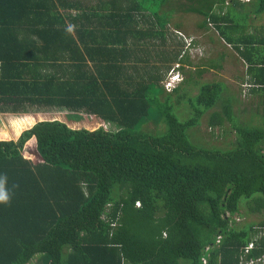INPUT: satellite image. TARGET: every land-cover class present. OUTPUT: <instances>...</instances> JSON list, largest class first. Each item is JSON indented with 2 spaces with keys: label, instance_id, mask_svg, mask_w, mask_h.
<instances>
[{
  "label": "trees",
  "instance_id": "trees-1",
  "mask_svg": "<svg viewBox=\"0 0 264 264\" xmlns=\"http://www.w3.org/2000/svg\"><path fill=\"white\" fill-rule=\"evenodd\" d=\"M248 2L251 14L264 12V0ZM230 3L0 0V113L23 115L16 134L38 114L111 123L91 130L46 120L0 140V264L264 257V38L236 23ZM177 9L203 16L197 28L215 30L248 64L237 78L254 99L245 107L240 90L198 78L222 71L226 50L196 78L188 51L158 49L155 40L169 48ZM175 61L187 76L167 92L162 79ZM186 102L193 114L181 120L174 109ZM204 116L212 135L234 136L230 146L193 140Z\"/></svg>",
  "mask_w": 264,
  "mask_h": 264
},
{
  "label": "rangeland",
  "instance_id": "rangeland-1",
  "mask_svg": "<svg viewBox=\"0 0 264 264\" xmlns=\"http://www.w3.org/2000/svg\"><path fill=\"white\" fill-rule=\"evenodd\" d=\"M187 1V0H185ZM230 1V6H227L228 9L232 11V18L236 21V23H242L244 26H247L246 33H254L253 36H256L258 38H264V12H261L259 14H251V6L249 2H244L246 0H228ZM249 14L248 18L246 17ZM173 18V23L168 24L167 29L165 30L167 33V42L169 45V48L160 46L161 42L159 40H155V43L158 44V49H162L164 52L169 51H176V49L179 47L180 49H183L181 52V55L185 56V53L188 51V55L190 56L191 61L194 64L199 65L200 67H192L187 68V70H190L193 74H195L197 78V70L201 69L204 71V66L202 65L204 60L212 59L213 57H216L217 52H220L221 50H226L227 53L233 52L235 50L229 49L224 41H222L220 35L211 28L210 31H207L206 29L200 30L197 28V24L199 22H202L203 16L197 15L195 13L186 12L182 9H177L175 12V16ZM247 18V20H246ZM175 24H180L182 27L180 29H176L174 26ZM176 30V32H175ZM181 35H180V34ZM223 38V37H222ZM210 39L214 42L211 43ZM224 39V38H223ZM183 41V43H182ZM177 42L178 46L174 44ZM195 42V43H194ZM189 44H192L191 46H188ZM178 48V49H179ZM232 50V51H231ZM176 53V52H174ZM218 60V59H216ZM202 62V63H201ZM179 61H175L173 63V66L177 67L179 65ZM231 69H226L225 72L221 73L223 76L218 75L217 73L210 72L206 73L208 71H204L202 74L200 72V76L198 78H201L203 81L208 82H214V81H223V83H226L227 86L231 88V93H235L236 91L240 92V99L243 101V104H241L243 107L247 104L248 101L251 99L254 100L252 97L248 96V89L249 85L241 86V83L239 80L230 77L232 74H238L243 71V67L238 65L233 66L232 63H230ZM235 64V63H234ZM242 65H245L243 62H241ZM158 65L160 63L158 62ZM181 66V64H180ZM166 70H163V73H165ZM199 71V70H198ZM210 71V70H209ZM183 78H186L187 74H182ZM168 73L167 76L162 79V86L166 84V80L168 79ZM171 78H169V81ZM165 88V86H164ZM190 82L184 84L183 89L188 91L190 89ZM229 89V88H228ZM167 92H171L167 88H165ZM196 90V89H195ZM230 91V90H229ZM227 92V91H225ZM197 91H193L192 94H196ZM246 93L247 95L244 96L243 94ZM163 94V93H162ZM166 93L164 92V95ZM239 95V93L237 94ZM243 96V97H242ZM240 105V108L242 109V106ZM190 103L186 102L185 104H181L180 106H175L174 112L179 116L181 120L188 119L192 114L193 111L188 113V109L190 110ZM192 109V108H191ZM23 115H13V114H2L0 113V140L4 139H14L18 140L20 135L27 130L28 128L32 127L34 124L40 122V121H46V120H61L63 122H66L70 127L79 129V128H87L91 130L98 129L99 127L106 128L107 130L110 129L111 123L104 122L99 118L96 117H70L69 114L66 113H58V114H38L35 116L37 120L30 126L23 127L20 131V133L17 135L13 126L15 125V122L17 119L21 120ZM240 119L241 114H240ZM208 121L207 116H204L202 120L200 121V124L198 123V126L193 128L191 130V135L198 141L197 143H205L210 142L212 145H215L220 148H226L227 146L231 145V142L234 138L232 135L231 137L225 138L222 135V132L219 129H215V134H211V129L208 127ZM149 129L154 130L156 129L154 123H149ZM25 156L30 157L29 152H25ZM34 156V155H33ZM264 215V214H263ZM253 219L258 220L259 216H254ZM250 221V220H249ZM240 222H244L241 218Z\"/></svg>",
  "mask_w": 264,
  "mask_h": 264
},
{
  "label": "clouds",
  "instance_id": "clouds-1",
  "mask_svg": "<svg viewBox=\"0 0 264 264\" xmlns=\"http://www.w3.org/2000/svg\"><path fill=\"white\" fill-rule=\"evenodd\" d=\"M247 2L249 0H246ZM176 32V30H175ZM180 34V33H179ZM181 35V34H180ZM183 43V41H182ZM188 46H191V44H189ZM181 64V63H180ZM180 64L175 67V66H172L171 70L168 71V77L171 78V80L169 81V78L166 80V84L164 85L165 88H167L168 90L170 91H173L177 85L182 81L181 78H183L182 74L183 72L181 71V66ZM188 67V66H187ZM187 69V68H186ZM167 76V75H166ZM100 128V127H99ZM106 129V128H104ZM2 199H7V197H3ZM138 206V204H137ZM254 247L253 246H249V249L247 250V252L249 253L251 249H253ZM264 257H260V258H254V259H251L249 262H247L246 264H258Z\"/></svg>",
  "mask_w": 264,
  "mask_h": 264
},
{
  "label": "crops",
  "instance_id": "crops-1",
  "mask_svg": "<svg viewBox=\"0 0 264 264\" xmlns=\"http://www.w3.org/2000/svg\"><path fill=\"white\" fill-rule=\"evenodd\" d=\"M242 46H244V45H242ZM227 54H228L227 55V59H226V62L224 63V69L222 71H217V70H214L213 68H211L210 71H208L206 73L214 72V73H217L218 75L223 76L221 73L222 72L224 73L226 69H231V66L232 65L230 63H232L233 66L238 65V64L240 66H242L243 67V71H245V72H242V74L246 76L248 64L244 60L239 59L240 57L238 56V54L236 53V51H233V52H230V53H227ZM239 60H241V61H239ZM240 62H243L245 65H242ZM240 75H241V73L233 74V75L231 74L230 77L232 76V78L237 79V78H239ZM246 78H247V76H246ZM239 81L241 82L239 84H241L242 86L245 85V83H242L241 80H239Z\"/></svg>",
  "mask_w": 264,
  "mask_h": 264
}]
</instances>
